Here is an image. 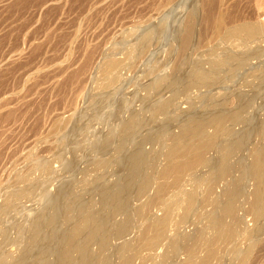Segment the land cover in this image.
Listing matches in <instances>:
<instances>
[{
  "label": "rangeland",
  "instance_id": "1",
  "mask_svg": "<svg viewBox=\"0 0 264 264\" xmlns=\"http://www.w3.org/2000/svg\"><path fill=\"white\" fill-rule=\"evenodd\" d=\"M200 2V0L189 2L187 0H0V260L4 258L7 263H12L22 256L26 251V245L30 242L29 230L35 216L46 213L51 199L55 200L54 197L62 191L63 185L70 184V188H65L60 193L57 202L58 217L55 222L45 229L35 244H32L29 257H23L18 263L56 264V253L62 237L73 228L66 220L75 217L80 207L89 202L91 207L98 208L100 191L108 184L121 181L126 175L127 162L136 142L146 137H155L152 143L144 147L147 162L140 177L151 171L155 174L164 164L163 147L167 143L168 136L178 132V124H171L170 121H175L180 115H185L184 117L187 118L195 113L208 117V111L217 109L210 107L211 99L214 97L220 100L225 94L224 91L208 96L204 90L186 94L182 90L183 87H180V94H183L179 95L176 106L171 107L167 115L160 116L156 122L149 123L141 130L137 129L138 133L134 130L130 136L132 140L128 138V142L121 147L124 155L119 153L120 151L117 154L114 152L121 140L118 134L119 126L129 116L127 114L141 117L142 110L150 103L145 89L149 84L151 85L154 76L171 75L181 59L177 37L179 39L180 30L189 21L198 24L203 18V14L201 18L200 15L192 21L189 17L194 7L201 6ZM197 29L200 30L201 26L197 25ZM145 37L151 41L147 45L148 51L140 54L137 50ZM217 45V41L199 44L196 52L188 51L183 54L184 60L194 63L198 59H205L204 53L213 50ZM132 51L134 54L130 57ZM113 56L121 62L122 68L117 74L116 83L103 88L104 78L100 68L110 59L109 57ZM262 67L261 65L260 68ZM79 71L83 73L75 80L74 74ZM239 73L236 77L240 79L236 78L237 82L234 78V82L232 80L229 83V90L234 91L236 86L233 84L236 82L239 86V94L245 98H255V103L245 112V116L247 114L246 117L250 121L244 122L241 127H236V139L233 138L232 142L234 139L237 142L229 147L235 158L231 155L233 162L230 157L229 161L232 163L228 161L229 164L226 165L229 170L234 169V172L230 171L232 174L229 172L230 175L221 180L226 186L220 182L215 191L216 196H219L223 192L221 190H225L226 187L228 190L233 189L232 185L238 178V171L245 168L247 160H250L248 149L258 142L257 124L261 123L264 117L262 116L264 89L258 90V93L262 91L259 94L254 92L253 87L247 89L243 84L250 83L252 79L243 80L242 71ZM229 90L228 92L231 93L232 91ZM170 95L171 92L165 93L162 99L166 100ZM236 105V101L232 99L229 109H234ZM191 106H194L195 112L188 113ZM96 108L99 110L95 111ZM145 118H148L147 114ZM106 140H110L112 146L108 155L99 153V148ZM239 140L241 153L240 150L234 149L235 143L239 144ZM237 152L239 153L236 154ZM212 153L209 157L212 158L213 155L215 160L217 157ZM109 157L112 158L105 169L93 170L94 165L91 163ZM236 161L240 163H234ZM212 166L213 168L206 170L207 174L204 173L207 179L210 177L208 175L212 174L211 177H216L215 175L219 173L216 165ZM209 170L212 173H209ZM204 174L200 176L204 181L200 177L199 181L197 180L202 189L205 188L203 182L211 184V177L207 181L203 177ZM232 175L236 178L231 177ZM231 180L232 183L228 182ZM207 184L206 186L209 185ZM251 185L247 177L242 185H239L240 189L238 188L239 194L245 192L240 194L242 197L243 194L245 196L237 203L236 214L239 219L241 218L239 220L241 222H238L240 227L239 224L237 226L241 234L237 233L234 245L239 251H242L241 248H244V251L247 249L248 244L244 238H247L246 233L254 226L251 216L244 213L247 209V199L250 198ZM12 194L18 198L16 199ZM5 204L9 207L7 208ZM133 205L136 203L134 202ZM199 205L185 225L177 222V218L174 223L182 226L178 229L171 224L174 226L169 234L174 235L176 246L167 244L163 252L158 251L157 256L154 257L148 252V254L143 252L135 264H174V261L185 258V246L200 232L201 227L204 226L201 229L203 232L207 230L205 234L209 236L210 227L216 221L218 214L220 215V204L216 207L213 203ZM201 208L202 213H200ZM206 212H209V215ZM156 213L157 216L161 215V212ZM204 215L205 220L202 217ZM237 216H234V219H238ZM122 219L123 215L118 216L114 218L113 223L117 224ZM200 224L203 226L200 227ZM238 244H242L241 248ZM230 245L223 248L224 253L218 255V259L213 261L214 264L222 262V264H234L232 257L237 250H233ZM182 247L184 249H181ZM97 250V245H94V251ZM227 251H233L232 257ZM106 253L102 254L104 260L101 264H109ZM73 257L75 264L77 255L74 254ZM250 263L264 264V252L256 253Z\"/></svg>",
  "mask_w": 264,
  "mask_h": 264
},
{
  "label": "bare ground",
  "instance_id": "2",
  "mask_svg": "<svg viewBox=\"0 0 264 264\" xmlns=\"http://www.w3.org/2000/svg\"><path fill=\"white\" fill-rule=\"evenodd\" d=\"M189 1L187 0V2ZM200 1L202 4L200 2L199 5L201 6L197 5L198 7H194L190 11L189 17L192 21L203 14V18L199 20L198 24H192L189 21V23L184 25L183 29L180 30L178 35L179 39L177 37L181 59L172 70L173 72L171 75L165 77H162L161 74L153 75V82L145 89L150 99L147 100H149V104L153 105L149 106L148 104V106L142 110L141 117L140 115L127 114L129 116H127L119 126L118 134L119 137L121 136V140L114 149V152L117 154L120 151L119 153L123 154L121 147L128 142V138H130L134 130H141L146 125L148 126L149 123L156 122L160 116L164 114L167 115L170 108L176 106L179 95L183 94H180V87H183L182 90L186 94L191 92L197 93L204 90L208 96H212L215 92L224 91L225 94L222 95L223 97L220 100L214 97L211 99L212 104L210 107H215L218 110L208 111V117L195 113L187 118L184 117L185 115H180L175 121H170L171 124H178V132L168 136L166 140L167 143L163 147L164 164L155 174L151 171V173H144L142 177H140L141 173L145 170V164L147 162V154L144 147L146 144L152 143L155 137H146L138 143L136 142L127 162L126 175L121 181H116V183L112 185L108 184L100 191L97 204L98 208L91 207L89 202L80 207L75 217L66 220L72 224L73 228L69 232H64L65 234L62 237L60 247L56 253V264H74V254L77 255L75 264H101L104 260L102 254L105 252H107L106 259L109 264H135V261L138 260L140 254L143 252H148L149 255L152 254L153 256L150 255L151 257L157 256V252L162 251L167 244L176 246L175 237L169 234V232L174 225L178 227V229L182 225H179L180 227L177 226L174 220L177 221L178 219L177 222L180 224L184 223L185 225V223H187L186 221L190 218L199 204V206H204L213 203L215 207L217 204H220L221 209L220 215L218 214L219 217L217 216L218 219L216 218V221L210 227L211 234L209 235L207 233L209 235L207 236L205 234L207 230L203 232L201 228L204 226L200 224V227L203 226L200 228L201 230L199 229L200 232L195 235L194 238L192 237V239L188 241V245L185 246V258H181L182 260L179 259L176 262L174 261V264H211L218 259L219 254L224 253L222 252L224 247L231 244L230 246L234 248L233 250L238 249L237 246L234 245V239L236 235H238L237 233L241 234V231L238 232V229H240V224L238 222H241L239 221L241 218L239 219L236 214L238 210L237 203L242 197L240 194L245 193L242 192L239 194L238 190L240 189L239 185H242L247 177L252 183V189L249 194L250 198L247 196V209H245L244 213L251 216L254 226L246 233L247 238H244L248 244L245 251L244 248H241L242 244H238L242 251H235L233 257V251L227 252L231 253V257L233 258L232 263L234 264H248L252 261L256 253L264 252V117L261 123L258 122L261 119L257 120V125L259 126L257 144L252 138L254 134L250 137L253 143H255V145H249V147L251 146L248 149L250 160H247L245 168L239 170L240 173L235 168L238 171V178H236V176L233 177V175L231 176L234 179L236 178L235 182H233L234 186L232 185L233 189L228 190L226 187L227 189L224 188L225 190H221L223 192H221L219 196L215 195L216 188L219 186V183L222 182L221 180L225 178V176L228 177L227 175H230L228 173L232 171L229 170L230 168L226 165L230 162L229 158L234 156L231 154L233 151L230 152L231 149L229 147H231L234 142H237V140H235L236 127H241L244 122L246 123V121L249 120V118L246 117L247 114L245 116V112L249 106L251 107L255 103V98H245L239 94V86L236 82L233 84V86L236 87L234 91L231 90V92L229 90V83H231L232 80V82H234V78L236 79V76L242 71L241 78L243 80L252 79L250 83L243 84L244 87H247V89L253 87L254 92L257 94L260 92L262 93V91L258 93V90L264 89V47H262V45L264 46V0H255V2L252 0ZM201 17L202 15L200 18ZM197 25L201 26L200 30L197 29ZM150 41L148 37H145L137 51L140 54L148 51L146 49ZM213 41H217L218 45L213 50H208L209 52L204 53L205 59H198L194 63H191L190 60L187 62L185 61L186 59L184 60L183 54L185 52H196L199 44L206 42L211 43ZM254 45L255 47H252ZM190 52L189 54H191ZM133 54L132 51L130 57L131 55L133 56ZM109 58L110 59L106 60L100 68V73L104 78L103 88L112 86L116 83L118 78L117 74L122 68L121 62L116 60L114 56ZM261 65L263 66L262 68H260ZM247 67H249V69H247ZM81 73H83V71L74 74V79L77 80L80 75H82ZM151 74H149V76ZM237 79L236 81L238 82ZM228 90L231 93H229ZM168 92H171L170 97L166 100L164 98L162 99L165 93ZM232 99L236 101L237 105L234 109H229ZM100 104L99 106L101 107ZM98 108H96L95 111ZM192 112H195L194 106H191L190 110H188V113ZM146 114L148 118H145ZM262 116H264V114ZM80 120L82 121V119ZM257 129L258 128H256V130ZM238 131L240 132V130ZM132 136L134 135L132 134ZM233 138L235 139L232 142ZM224 143H226V145ZM240 143V140L239 144L235 143V150H240ZM111 148L110 140H106L99 148V153L101 152L102 154L108 155ZM241 151L242 150H240V153ZM211 152L215 153L217 157L215 160L213 155L211 156L212 158L209 157ZM238 153L239 152L236 154ZM111 158L112 157H109L108 159L91 163V165H94L93 170L105 169ZM236 160L238 161V159ZM237 161L234 163H240ZM232 162H230V164ZM214 164L219 173L215 175L216 177H211L212 174L208 175L211 177V180L209 179L210 177L208 178L211 184L203 182L205 188L202 189L201 186H199L200 184L198 185V179L204 173L207 174L206 170L211 167L213 168L212 165ZM238 167H240V165ZM89 170L88 172H90ZM210 170L209 173H212ZM232 172H234V169ZM232 172L230 173L232 174ZM213 173L215 174L216 172ZM205 174L203 177H205ZM234 175H236V173H234ZM200 179L203 180L201 177ZM204 179L207 178L205 177ZM208 179L207 181H209ZM228 182L232 183V180ZM206 184L208 186H206ZM69 185L70 184L63 185L62 188L68 189ZM227 185L229 186L230 184ZM223 186L226 185L224 184ZM61 192L55 196L56 198L54 197V201H52L53 198L51 199L52 203L49 200V204H51L47 205V207H49L47 208L48 210L46 209V213L39 212L40 215L37 214V216H35L36 218H34L29 230L30 242L26 245V251L22 256L18 260L12 261V263H7L6 259L3 258V260H0V264H18L19 260L23 257H29L32 251V244H35V241L41 238L40 236L45 229L51 226L58 217L57 202ZM243 195L245 196V194ZM18 196L20 197V195ZM14 197L16 198L15 195ZM134 202L136 205H133ZM6 207L8 208L9 206ZM154 210H156V212H161V215L157 216ZM200 210V213H202V208ZM196 211L194 214H196ZM206 213L209 215V212ZM206 213L203 214L207 215ZM212 213H214V211H212ZM122 215L123 219L120 222L117 224L113 223L114 218ZM205 215L202 216L204 218L203 220H205ZM211 215L213 217V214ZM234 216H237L238 219H234ZM215 217L216 216H214V218ZM135 218L137 220H135ZM208 218L209 217H207V219ZM195 219L198 220V218ZM237 224H239V227ZM245 228L244 226V229ZM113 242L115 244H113ZM94 245H97V251H94ZM181 249H184V247ZM94 261L95 263H93ZM218 262L220 263L219 260ZM212 264H214V262Z\"/></svg>",
  "mask_w": 264,
  "mask_h": 264
}]
</instances>
